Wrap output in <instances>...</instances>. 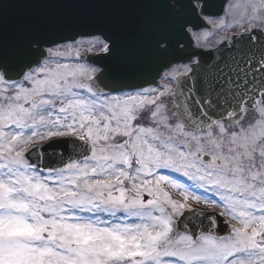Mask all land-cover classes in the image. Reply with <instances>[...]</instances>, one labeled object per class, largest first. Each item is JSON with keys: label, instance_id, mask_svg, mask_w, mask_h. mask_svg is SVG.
Instances as JSON below:
<instances>
[{"label": "snow or ice", "instance_id": "snow-or-ice-1", "mask_svg": "<svg viewBox=\"0 0 264 264\" xmlns=\"http://www.w3.org/2000/svg\"><path fill=\"white\" fill-rule=\"evenodd\" d=\"M0 264H264V0H0Z\"/></svg>", "mask_w": 264, "mask_h": 264}, {"label": "rangeland", "instance_id": "rangeland-1", "mask_svg": "<svg viewBox=\"0 0 264 264\" xmlns=\"http://www.w3.org/2000/svg\"><path fill=\"white\" fill-rule=\"evenodd\" d=\"M236 2H243V0H233V3H236ZM239 11H240V9H234V12H236V13H239ZM219 37L218 36H216V37H214V38H210V40H209V43H213L214 42V39H218ZM205 210H207V209H205Z\"/></svg>", "mask_w": 264, "mask_h": 264}, {"label": "water", "instance_id": "water-1", "mask_svg": "<svg viewBox=\"0 0 264 264\" xmlns=\"http://www.w3.org/2000/svg\"><path fill=\"white\" fill-rule=\"evenodd\" d=\"M224 2V0H216V3H217V5H219V4H222ZM220 10H219V8L217 9V12H219Z\"/></svg>", "mask_w": 264, "mask_h": 264}]
</instances>
